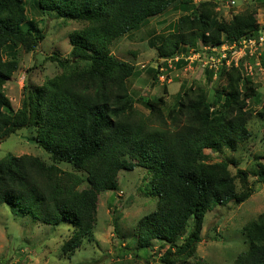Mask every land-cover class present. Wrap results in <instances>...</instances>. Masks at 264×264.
I'll list each match as a JSON object with an SVG mask.
<instances>
[{"label": "trees", "instance_id": "16d2710c", "mask_svg": "<svg viewBox=\"0 0 264 264\" xmlns=\"http://www.w3.org/2000/svg\"><path fill=\"white\" fill-rule=\"evenodd\" d=\"M31 1L41 18L82 27L68 35L67 58L60 53L49 58L61 72L40 85L27 82L16 110L5 86L21 69L18 52L33 53L44 42V19L30 17L27 0H0V145L26 129L51 160L13 154L1 159L0 205L35 223L71 224L72 235L62 247L67 255L95 230L100 194L118 190L120 172L145 168L158 202L136 223L137 250L148 254L158 244L162 264H208L197 256L206 215L218 206L247 202L254 184H247L248 172L234 157L213 162L206 151L236 154L251 141L252 121L257 117L264 123L260 85L245 76L242 65L223 67L215 81V72L207 69L213 97L204 85L184 84L175 105H169V88L163 85L160 97L141 100L149 110L145 114L136 107L129 85L142 71L116 59L111 47L175 8L182 15L174 30L150 40L158 59L204 52L226 41L259 37L264 26L257 9L226 20L211 0ZM186 65L184 60L175 64L178 70ZM159 72L150 74L153 82L159 81ZM263 159L255 155L251 170L262 184ZM61 164L72 170H63ZM243 235L247 248L231 264H264V212L243 227Z\"/></svg>", "mask_w": 264, "mask_h": 264}, {"label": "rangeland", "instance_id": "374dc122", "mask_svg": "<svg viewBox=\"0 0 264 264\" xmlns=\"http://www.w3.org/2000/svg\"><path fill=\"white\" fill-rule=\"evenodd\" d=\"M27 1L30 17L39 21L44 19L46 38L33 53H26L24 50L18 52L21 69L5 86L6 94L16 110L22 105L23 87L27 82L40 85L47 78L61 72L59 66L49 58L54 53H60L62 59L67 58L71 49L68 35L82 27L80 23L63 22L54 17L41 18L32 1ZM193 1L199 4L208 0ZM211 1L218 4V14L226 20L248 8H256L257 19L264 25V4L261 5L257 0ZM232 1L236 4L233 5ZM181 15L179 10L170 8L165 14L152 18L139 30L119 38L111 47L112 55L116 59L142 71L141 76L130 79L129 85L137 103L136 107L145 114H149V110L141 100L146 97H160L163 94V85L169 88V105H175L176 96L184 84L188 87L204 85L213 97L212 84L208 85L205 76V70L209 69L206 66L207 59L201 56L198 58V52L188 50L186 55L192 56V59L186 61L184 70H172L177 62L175 58L168 61L159 60L156 47L150 44L151 38L174 30V25ZM157 70L160 72L159 81L156 83L150 74ZM218 73L214 75L213 81ZM253 80L255 84L260 85L259 92L264 96V70H257ZM250 129L253 138L241 146L238 153L226 152L225 156L206 151L213 162L234 157L240 164L239 168L248 172L247 184H254V192L247 202L241 205L231 202L226 206H218L206 215L203 240L198 247L197 256L208 264H231L237 255L247 248L243 227L264 212V184L251 173L253 157L264 156V142L261 141L264 140V123L256 117ZM32 136L29 130L24 129L4 141L0 145V160L8 154L32 155L50 163L49 154L32 141ZM60 167L63 170H72L66 164H61ZM231 170L233 174L236 173L233 166ZM150 179L151 174L145 168L136 167L133 171L120 172L118 190L104 192L99 196L98 224L95 230L85 238L82 247L67 255L62 251V247L72 235L71 224L49 226L35 223L8 205H0V264H162L159 261L162 254L159 252V245L156 244L154 251H149L148 254L140 252L137 250L134 235L137 221L153 212L157 206L158 198L151 193ZM195 261L185 264H193Z\"/></svg>", "mask_w": 264, "mask_h": 264}, {"label": "built area", "instance_id": "2783aa9c", "mask_svg": "<svg viewBox=\"0 0 264 264\" xmlns=\"http://www.w3.org/2000/svg\"><path fill=\"white\" fill-rule=\"evenodd\" d=\"M232 4L235 5L236 3L232 1ZM203 51L197 53L199 54L198 58L201 56L207 59L206 66L211 71L218 73L223 67L230 68L232 65L240 67L242 65L245 76L254 77L257 70L258 72L264 70L262 65L264 31L259 37L245 38L232 42L226 41L222 46L205 47ZM192 52L194 51L192 50ZM190 59H192V56L188 55L178 56L174 60L179 62L180 60L188 61ZM161 69L164 71V68ZM172 70H176V66L172 67Z\"/></svg>", "mask_w": 264, "mask_h": 264}, {"label": "clouds", "instance_id": "9594fccd", "mask_svg": "<svg viewBox=\"0 0 264 264\" xmlns=\"http://www.w3.org/2000/svg\"><path fill=\"white\" fill-rule=\"evenodd\" d=\"M259 24H260V23H259ZM260 25H261V24H260ZM261 26H264V25H261ZM263 31H264V30H262L261 34L263 33ZM261 34H260V35H261ZM260 35H259V36H260ZM249 38H254V37H249ZM244 39H245V38H244ZM241 40H242V39H241ZM238 41H239V40H238ZM182 56H184V55H182ZM186 56H188V55H186ZM166 60H169V59H166ZM161 61H162V60H161ZM161 68H162V67H161ZM182 70H184V68H183ZM182 70H178V69L176 68V71H182ZM215 74H217V73H215Z\"/></svg>", "mask_w": 264, "mask_h": 264}]
</instances>
